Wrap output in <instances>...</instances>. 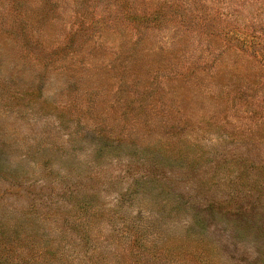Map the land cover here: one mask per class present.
Wrapping results in <instances>:
<instances>
[{
  "label": "rangeland",
  "instance_id": "obj_1",
  "mask_svg": "<svg viewBox=\"0 0 264 264\" xmlns=\"http://www.w3.org/2000/svg\"><path fill=\"white\" fill-rule=\"evenodd\" d=\"M129 1L165 6L101 31ZM0 27V264H264V0H0Z\"/></svg>",
  "mask_w": 264,
  "mask_h": 264
},
{
  "label": "trees",
  "instance_id": "obj_2",
  "mask_svg": "<svg viewBox=\"0 0 264 264\" xmlns=\"http://www.w3.org/2000/svg\"><path fill=\"white\" fill-rule=\"evenodd\" d=\"M16 3H18V5H21V2H16ZM164 6H165V2L164 1L163 2H160L157 5V7L155 9H153L152 11H150V12L147 11V7H144L143 6V8H144L143 9V13L144 14L143 15H140V13L138 11V6L136 5V3L134 5H132L131 2L129 1L128 8H127L128 11H125L124 8H121V7H123V5H121V7H119L116 10L117 11V14L114 17H107L106 16V19H104L102 21V25L100 26V30L102 31V29H104L105 27L107 28L106 30H114V29H118V28L120 29L121 26L127 22L126 19H124V16H125V18H127V20H131V22H133L135 25L142 24L143 25L142 27L149 28L148 25L153 22L152 21V16L154 14H155V16L160 15V13L162 12L161 9H163ZM125 12H127V13H125ZM124 13H125V15H122ZM20 15H22V14H20ZM154 19H155V17H154ZM13 26H14L15 29L18 28V27H20V22H17V20L14 21ZM128 26L129 25H127L126 27H128ZM142 27H138L139 28L138 30L142 29ZM0 30H1L2 33H4L3 27H0ZM90 30H91V33L88 34L89 38L93 37L94 34H95V32H96V30L94 29V27L93 28H90ZM90 30H87V33ZM93 30H95V31H93ZM80 34H81V32L78 31V30H76V31L70 30V32H69L68 35H71V37H74L75 38L77 35H80ZM101 35H102V32H100L98 34V37H100ZM71 48H73V40H72V42L70 44H66L65 43V46L64 47H63V45H59L58 48L56 50H54V52H52V53H53V55H57V57H58L60 53H64L65 56H66V55H68L66 53L67 51H70L71 50L72 52H76V50H78V49H73L72 50ZM42 49L44 51L45 48L41 47V50ZM50 56H52V55H50ZM34 59L37 60V61L39 60L38 57H34ZM125 65H127V64H125ZM124 67H127V66H124ZM129 245H131V244L129 243ZM35 253H36V255L33 257V259L35 261H41L42 263L45 262V264H48L49 263V261H45L44 260V257H43L42 254H39V252H35ZM0 254H1L0 255V258L6 259V260H10L13 263H18V262H16V258L13 259V257L8 256V255H7V257H5L4 254H3V252H0ZM40 258L42 260H40ZM30 261H32V259H30Z\"/></svg>",
  "mask_w": 264,
  "mask_h": 264
}]
</instances>
